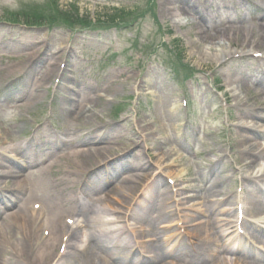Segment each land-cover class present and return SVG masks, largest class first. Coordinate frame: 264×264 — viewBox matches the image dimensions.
Masks as SVG:
<instances>
[{
    "label": "rangeland",
    "instance_id": "rangeland-1",
    "mask_svg": "<svg viewBox=\"0 0 264 264\" xmlns=\"http://www.w3.org/2000/svg\"><path fill=\"white\" fill-rule=\"evenodd\" d=\"M181 1L51 0V6L49 0H0V70H9L0 78V167L5 157L20 159L19 148L38 144L41 149L44 132L60 138V144L41 150L45 154L31 169L18 173L25 209L41 205L35 209L42 215L38 236L63 238L61 244L55 243L54 264H86L85 253L101 264H118V255L140 249V226L153 222L143 218L146 206L155 203L153 183L165 189L158 204L166 199V212L168 208L173 217L163 225L164 234L151 235L154 245L162 240L171 249L183 242L188 255L197 256L202 249L196 257L201 262L207 259L205 247L210 243L224 261L249 264L230 250L223 234L231 235L234 227L226 224L236 220L237 206L252 207L246 202L252 197L254 203L257 184L264 183V156L257 164L262 166L244 170L243 158L259 153L244 151L238 136L243 124L251 133L257 121L250 107L257 102L253 98L264 104V87H258L257 80L264 65L253 62L256 54L264 57V11H253L249 0H188L191 16L176 18L173 13ZM32 15L42 16L45 23L53 16L61 23L29 29L5 21L10 17L30 21ZM72 21L75 25H69ZM5 41L20 47L18 58L8 55ZM215 44L227 51L217 52ZM35 54L43 60L54 55L57 73L47 84L49 79L43 78L50 59L33 70L29 60L39 58ZM232 81L246 86L238 95L250 105H237L230 92L236 86ZM39 85L44 88L37 93L43 98L28 101ZM71 92L78 97H70ZM65 99L75 100V111L88 106L91 117L75 115L68 123L60 111ZM54 124L59 127L56 134L51 131ZM69 126L75 129L68 131ZM257 141L264 149V138L257 136ZM88 148L106 151L89 163L88 172L78 177L71 173L60 187L42 181V161L53 172L78 174L81 169L72 167L74 156ZM5 181L14 183V179L0 183ZM128 187L135 189L131 192ZM96 196H101L107 226L103 219L89 230L82 223L92 221L80 206ZM237 201L242 202L236 206ZM113 203L116 210L107 211ZM14 227L5 244L0 241L6 258L0 263L45 264L38 255L20 252L18 239L25 232L17 224ZM71 233L77 237L70 241ZM34 242H28L31 249ZM34 245L39 247L33 246V251L41 248L45 255L50 252L46 246L54 247L48 242ZM146 254L153 255L149 250Z\"/></svg>",
    "mask_w": 264,
    "mask_h": 264
},
{
    "label": "bare ground",
    "instance_id": "bare-ground-1",
    "mask_svg": "<svg viewBox=\"0 0 264 264\" xmlns=\"http://www.w3.org/2000/svg\"><path fill=\"white\" fill-rule=\"evenodd\" d=\"M185 2V3H184ZM182 4H180V6H178L177 9H175V12L173 13L174 16L176 18H181L183 16H191L189 14V9H190V2L188 0H182L181 1ZM189 7V9H188ZM194 8V7H193ZM192 8V9H193ZM191 13V12H190ZM192 14V13H191ZM181 21H179L177 23V25L181 26ZM216 49V51H223L226 50L225 48H222L220 44H215L213 45ZM211 51H213V49H211ZM34 55V54H32ZM37 57L38 54H35ZM211 55V54H210ZM16 56V54H15ZM47 56V53L45 54L44 57ZM50 62H51V67L48 70V72L45 74L44 76V80L49 79L46 81V84L49 83V81H51V78L53 76V72H56L55 70V58L54 55L50 56ZM47 59V60H49ZM47 60H43V58H38V59H34V57L30 58L29 61H34L35 66L38 65L39 62L41 61H47ZM9 70L6 69H2L0 70V78L2 77V75ZM14 71V70H13ZM57 73V72H56ZM52 74V75H51ZM8 74H5V77ZM12 75V74H10ZM56 75V74H54ZM3 78V77H2ZM230 82V80H229ZM43 85L46 86V84L44 82H42ZM232 83H236V86L230 91L231 93H234V95L232 96L234 98V100L237 102L238 105H243L246 106V104H249V101L246 102L247 99H242L241 97L238 95L239 92L241 90L244 89V85L240 84L239 82H233ZM264 87V78H260L259 82H258V87L260 86ZM39 88H44L43 86H37L36 88H34L33 91L30 92L29 94V98L30 100L28 101H34L37 100L39 98H43V96L41 94L37 93V89ZM44 90V89H43ZM262 92V91H261ZM263 93V92H262ZM258 94H261L260 92H258ZM73 96H75L76 98L78 97L77 94L75 92H71L70 93V97L74 98ZM253 99H256L257 102L254 103L253 106H250L252 109H254L255 115H253L255 117V123L254 121L251 123H254L252 125V127L257 128V129H261L264 130V126L260 125V122L264 121V115L260 112L264 110V104H260L258 103V99L255 97ZM250 105V104H249ZM88 107V106H87ZM87 107H83L79 110H74L75 107V100H70V99H65L64 100V105L61 107V113L65 116L67 115L69 118V120H73L75 117V115H79L81 119H89L91 117V115L89 114L88 110L89 108ZM256 107V108H255ZM250 108V109H251ZM257 115V116H256ZM261 115V116H260ZM263 115V116H262ZM252 119V118H251ZM250 124V123H249ZM241 125V124H240ZM244 125V124H243ZM242 125V127H240L239 129V141H241V147L245 150H251V151H255L258 152L259 154H252L251 157H244L242 160L243 163V169L244 170H254L257 166H262V165H257L258 162L263 158L264 156V149H262V144L260 142L257 141V136L256 135H252L249 134L247 132V128L244 127ZM90 136L87 137L88 141L91 142V140L89 139ZM21 150L20 155L23 159V163L21 164L18 161H13L11 159H8L7 157H5L4 161H2V157H1V167H0V179H14V183L12 184L14 187V193L8 196H1L0 195V241L3 240L2 242H4L3 244H5V239L8 238V231L10 232H14L15 231V227L14 224L19 225L22 230L25 232L24 237L21 239H18V243L21 244V249L20 252H26L27 254H35L39 256V258L41 259L42 262H44L45 264H54L55 258H56V254H55V243H57L60 240V244L61 242H63V238L58 237L59 234H57L56 236H54L53 234L50 235L49 238H43V237H39V229L41 228V215L39 212H34L31 211L29 209V206L27 209L25 202L26 199H23V193L24 190L22 188H20V186L22 185L21 182L18 180L19 176L18 173H24L27 170L30 169V167L33 166L34 164V159L35 156H42L45 151H42L41 154L34 152V150H28L27 146L26 148H19ZM105 150L103 148H99V149H87V150H83L82 152L75 154V163L72 164V167H75V164L77 167H79L81 170H76L78 171V174H76V171H70V170H65V171H59L57 170L56 172H53V168H49V167H42L39 170V174L41 175L42 181L46 184L51 181H54L53 185H57L58 187L63 186V184L65 183V178L71 176L72 174H74L76 177H78L81 173H86L88 172V166L89 163L92 162V160H94L96 157H100L102 156L101 154H105ZM248 152V151H247ZM253 153V152H251ZM107 160V159H106ZM71 166V164H70ZM262 168V167H261ZM72 173V174H71ZM259 175V174H258ZM142 177H144L145 179H147V174H142ZM252 177V176H251ZM256 177V176H255ZM121 182H123L124 184H127V180L124 177H121L120 179ZM8 182V181H7ZM162 182V181H161ZM5 183V182H4ZM9 183V182H8ZM103 183V182H102ZM110 182H104L105 186L109 185ZM163 184V183H161ZM152 186L154 188H156V195L154 196V200L155 203L150 205L148 207V205L146 206V208L144 209V214H143V218L146 219H151L153 218V213L154 215H157L156 219L153 220L152 224L155 227V231H159L160 234H164L166 230H164V228L166 227H161L162 224L168 222L170 220V218L172 217V213L169 212L168 208H167V212H166V203L167 200L164 199L163 204L159 205L158 204V198L161 199V197L164 196L165 193H163V190H161L163 187L160 184L157 183H153ZM113 187L110 186V188L107 190V194L110 193V190ZM134 187H128V190L133 192L134 191ZM154 191V189H153ZM117 193H113V198L116 199L118 197V195H116ZM154 194V192H153ZM113 199V200H114ZM251 201L250 203L246 204L252 206L253 203V198L250 197L249 198ZM112 200V201H113ZM121 199H119V203H121L122 205H124L126 202L125 201H120ZM117 203H113L112 205L109 206L110 209H107V211L113 210L115 211L116 208L114 206H116ZM105 205V203H104ZM114 205V206H113ZM254 207H250L246 209V215H257L260 214L261 211H263L264 209V202L263 201H259L257 202L255 205H253ZM81 210H82V214L85 218L90 219L92 221V223H89L85 221V219L83 220L82 224H87V228L89 230H92L94 228L95 222L97 221H102L104 219V223L107 226V222H106V212L103 210L104 206L101 205L100 203H96V204H92V205H88L86 203H83V205L80 206ZM165 208V209H164ZM13 209V210H11ZM119 212V211H118ZM264 212V211H263ZM81 214V215H82ZM40 222V223H38ZM151 224V225H152ZM152 225V227H153ZM55 223H53L52 225V230L56 229L55 227ZM61 226V225H60ZM59 226V227H60ZM107 228V227H106ZM212 230L214 231L215 234L217 230V226H215L213 223L211 225ZM58 230V229H57ZM202 230V228H199L197 231ZM257 232H262V231H257ZM75 233H71V237H70V241L75 239ZM144 233H141V236L144 237ZM61 238V239H60ZM47 239V240H46ZM32 240H35L34 244H41L42 245L44 243H52V246L54 245V247L52 248V250H50L51 246H46L47 250L50 251L48 252L49 254H43L42 253V249H38V251H33V246L34 249H37L39 246L38 245H32V249L29 247L28 242H32ZM226 241L231 245L230 241L228 239H226ZM163 242V241H162ZM183 243V242H182ZM181 242H179L178 246L176 248H171L168 249L166 246V242H163V246L162 247H155L153 246L152 248H150V251H152V253L154 254V259L152 261H142L140 259H132L130 254L128 256H126V252H124V256L121 255L117 256V260L116 262L118 264H184L187 262L188 258H193V256L188 255V253L186 252V248L182 245ZM207 246H210V248H207V252H208V256H207V260H202L203 262H200L198 264H232V263H228L226 261L223 260L222 257H220L219 253L215 254V252H219V250L215 251L213 253V251L215 250L212 247V244L208 243L206 244ZM241 246H243V244L241 243ZM42 247V246H41ZM233 251L235 250L233 247L231 248ZM117 250V248H116ZM142 250H144V248L142 247ZM149 250V249H147ZM202 249H199V251ZM33 251V252H32ZM128 254V253H127ZM244 256H246L248 259H251L252 256H248L244 253H242ZM139 256V255H138ZM259 258L256 261H252L251 264H264V256L263 255H258ZM168 257H172L171 262H170V258L167 259ZM3 258H5L4 255V248L2 245H0V262H2ZM6 259V258H5ZM83 260L86 264H101L100 261H97L96 259L93 258L92 254L90 253H85L83 256ZM2 264V263H0Z\"/></svg>",
    "mask_w": 264,
    "mask_h": 264
},
{
    "label": "trees",
    "instance_id": "trees-1",
    "mask_svg": "<svg viewBox=\"0 0 264 264\" xmlns=\"http://www.w3.org/2000/svg\"><path fill=\"white\" fill-rule=\"evenodd\" d=\"M60 15L61 16V12H58L57 13V15ZM76 18H79V15H78V13H76V16H75ZM49 19H51V20H55V17H53V16H51V17H49ZM30 21H32V23H33V25L34 24H37V25H40V24H43L44 22H46L47 20L45 19V18H43L42 16H33L32 15V17H30ZM82 21V20H81ZM80 21V22H81ZM66 22V21H65ZM30 23V22H29ZM31 23V24H32ZM72 23L74 24V22L72 21Z\"/></svg>",
    "mask_w": 264,
    "mask_h": 264
}]
</instances>
